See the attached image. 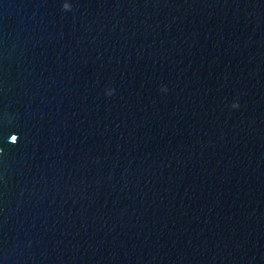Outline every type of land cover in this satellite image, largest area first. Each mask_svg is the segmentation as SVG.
Returning a JSON list of instances; mask_svg holds the SVG:
<instances>
[{"label": "water", "instance_id": "95a60500", "mask_svg": "<svg viewBox=\"0 0 264 264\" xmlns=\"http://www.w3.org/2000/svg\"><path fill=\"white\" fill-rule=\"evenodd\" d=\"M0 264H264V0H0Z\"/></svg>", "mask_w": 264, "mask_h": 264}]
</instances>
